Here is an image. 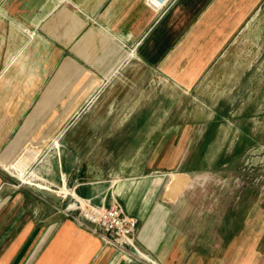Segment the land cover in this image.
<instances>
[{
	"label": "crops",
	"instance_id": "1",
	"mask_svg": "<svg viewBox=\"0 0 264 264\" xmlns=\"http://www.w3.org/2000/svg\"><path fill=\"white\" fill-rule=\"evenodd\" d=\"M263 5L264 0H174L159 12L147 0H0V162L17 156L33 128L30 115L60 114V101L68 97H79L80 109L91 91L127 57L134 56L177 88L196 89ZM23 28L36 30L33 40ZM133 47L131 56L128 52ZM129 74L123 81L135 83L136 76ZM127 92L102 90L104 118L119 114ZM44 98H52L49 105L50 100L59 101V109L48 107L46 113ZM161 110L156 107L149 112L139 102L117 128H108V134L115 131L114 138H121L117 132L125 130L134 115L143 117L141 133L154 124ZM163 125L151 137L156 141L149 145L154 147L150 154L135 160L145 164V172L111 185L99 181L105 176L103 170L93 168L87 172L91 180L82 171L79 180L76 175L70 181L73 188L107 206L117 199L138 219L136 244L158 264H264L262 253L244 261L243 248L238 246L244 228L251 227L250 220L231 230L223 249L212 254L205 247L197 248L195 242L203 240L191 238L188 220L175 214L169 218L168 189L159 186L160 177H151L155 172L148 173L149 166L158 170L176 160L172 158L178 136L163 130ZM147 141L141 146L147 147ZM42 153L38 170L61 184L68 169L61 162L53 163L50 153ZM132 161L130 156L118 160ZM43 163L50 165L49 173ZM9 184V176L0 170V264H147L123 259L118 249L105 245L65 214L67 198L57 190ZM234 246L239 250H233Z\"/></svg>",
	"mask_w": 264,
	"mask_h": 264
},
{
	"label": "rangeland",
	"instance_id": "2",
	"mask_svg": "<svg viewBox=\"0 0 264 264\" xmlns=\"http://www.w3.org/2000/svg\"><path fill=\"white\" fill-rule=\"evenodd\" d=\"M24 30L33 40L36 30ZM108 34L105 36L109 37ZM134 50L135 47L128 53L133 56ZM125 72L136 76L135 83L123 81ZM102 90L128 91L118 107L119 114L109 119L102 114ZM139 96L143 98L139 99ZM49 99L52 98L43 99L46 113L48 107L56 110L57 106L59 109V101L50 100L49 105ZM139 102L149 112L156 107L162 108L154 124L142 128L140 133L138 128L143 124V117L134 115L127 128L117 132L121 138H114L115 131L109 135L108 128H117L121 119L139 106ZM60 103V114L29 116L33 128L27 131L29 137L10 161L27 166L25 174L31 177L30 180L23 181L18 171L10 170L3 165L4 161L0 162V170L9 176L10 186L57 190L67 198L68 204L62 211L73 218L79 215L72 208L77 189L70 181L76 175L79 180L83 172L87 177V172L93 168L103 170L105 176L99 181L109 184L145 172L146 169L142 170L145 164L135 160L150 154L154 147L149 145L156 141L151 137L157 134L163 123V130L169 134L174 131L178 136V147L172 158L176 160L164 163V168L158 170L149 166L148 173L155 172L151 177H160L159 186L168 189L169 218L175 214L176 218L188 220L186 229L191 238L203 240L195 242L197 248L205 247L212 254L223 249L224 238L231 230L234 232L250 220L251 227L244 228L243 238L238 239V246L245 254L244 261L253 253L255 256L264 254V5L259 16L248 24L218 60L208 78L194 90L177 88L133 56L124 59L107 80L93 89L80 109L79 97H68ZM107 136H111V140L106 139ZM58 141L60 147L56 145ZM145 141L148 146H141ZM42 151L50 153L53 163L56 160L68 169V175H62L61 184L38 170L37 160L44 154ZM129 156L132 162H118ZM42 165L46 166L47 173L51 171L49 164ZM87 180L91 179L87 177ZM60 187L63 193H60ZM79 195L82 207L89 201L107 206L80 192ZM239 247L234 246L233 250H239ZM124 250H120L119 255L129 262L158 264L153 258L148 260L144 255L146 252L136 242L135 246Z\"/></svg>",
	"mask_w": 264,
	"mask_h": 264
},
{
	"label": "built area",
	"instance_id": "3",
	"mask_svg": "<svg viewBox=\"0 0 264 264\" xmlns=\"http://www.w3.org/2000/svg\"><path fill=\"white\" fill-rule=\"evenodd\" d=\"M173 1L147 0V3L160 12ZM66 211L72 214L70 210L66 209ZM73 218L78 224L96 234L107 246H112L121 252H125L124 249L128 246H135L134 237L138 219L130 216L117 200L110 206H98L89 201L81 215Z\"/></svg>",
	"mask_w": 264,
	"mask_h": 264
},
{
	"label": "bare ground",
	"instance_id": "4",
	"mask_svg": "<svg viewBox=\"0 0 264 264\" xmlns=\"http://www.w3.org/2000/svg\"><path fill=\"white\" fill-rule=\"evenodd\" d=\"M56 145H57V147H60L61 146V143L58 141L57 143H56ZM3 165L5 166V167H9L10 168V170H13V168H14V170H15V172H19V174H18V176L24 181H28V180H30L31 179V177L30 176H27L26 174H25V171H26V167L24 166V165H21V164H12L11 162H4L3 163ZM29 167V166H28ZM119 176V175H118ZM114 183L115 182H113L111 185H114ZM76 190V189H75ZM69 191V190H68ZM75 198L73 199V201H72V208H74V210H75V212L76 213H78L79 214V216L81 215V213H82V210H83V208H84V206L82 207V204H81V202L79 201V197H80V195H79V190L77 191H75ZM79 196H78V195ZM80 199H82V198H80ZM84 202H85V200H84ZM71 203V202H70ZM137 247V246H136ZM138 248V247H137ZM145 256H146V258L148 259V260H151L152 261V258L149 256V255H147V253L146 254H144ZM153 262H154V260H153Z\"/></svg>",
	"mask_w": 264,
	"mask_h": 264
}]
</instances>
